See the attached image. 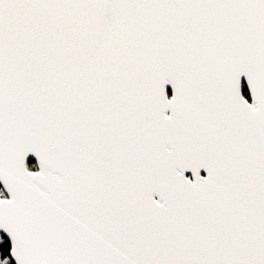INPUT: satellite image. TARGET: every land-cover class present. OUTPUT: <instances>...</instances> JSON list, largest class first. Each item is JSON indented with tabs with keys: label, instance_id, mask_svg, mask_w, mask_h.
I'll return each instance as SVG.
<instances>
[{
	"label": "snow or ice",
	"instance_id": "obj_1",
	"mask_svg": "<svg viewBox=\"0 0 264 264\" xmlns=\"http://www.w3.org/2000/svg\"><path fill=\"white\" fill-rule=\"evenodd\" d=\"M0 264H264V0H0Z\"/></svg>",
	"mask_w": 264,
	"mask_h": 264
}]
</instances>
